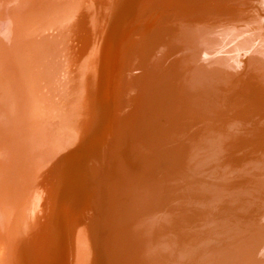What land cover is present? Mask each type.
I'll return each instance as SVG.
<instances>
[{
  "label": "bare ground",
  "instance_id": "bare-ground-1",
  "mask_svg": "<svg viewBox=\"0 0 264 264\" xmlns=\"http://www.w3.org/2000/svg\"><path fill=\"white\" fill-rule=\"evenodd\" d=\"M122 1L124 3L126 0ZM134 1L135 0L132 2L129 1L131 4L125 17L123 15L117 17L108 28L107 26L104 27L105 22H103L104 25L101 23L99 26H103V28H101L103 32L100 31V36L98 35L99 39L95 40L93 38L96 37H92L91 34L93 43L90 41V45H88L89 40L86 41L90 27L87 29V25H84L88 21L84 22L83 25L78 24L80 25V31L84 33H82L83 36L80 35V37L77 36V38H83V40L81 39L82 42L81 40L79 41L81 43L75 42L82 46L78 45L80 49L78 50L77 48V50L75 49L74 51L73 48H70L69 42L73 41L72 39H75V41L78 40L75 38V34L77 33L76 30H78L76 29V15L78 11L80 12V10H84V7H87L88 11H90L89 13L92 14V11L98 6L100 7L105 0H9V3L7 2L4 5L3 1L0 0V106L8 109V113L5 115L0 114V121L3 124L2 126L0 125V130L2 129V132H8L9 136L8 146L0 144V153L2 154L0 155V264H143L141 261L144 260L147 264L146 258L144 256V258L142 257L141 249H139L140 246L145 248L143 238L139 232L142 228L139 227V224L137 227L138 220L141 216L140 213H142L143 216L147 214L151 217V220L146 224V229L147 225L148 230L155 227L152 240L153 243L157 245V252L154 251L153 247L148 248L149 256L153 258L154 264H264V229L261 231L259 229L256 232L251 231V229L254 228H252V226L258 223L256 220L259 219L252 218L253 215H251V217L249 215L248 218V216L245 215L246 213L241 211L240 207L239 212H243L244 215L242 213L241 216L240 213L238 218L240 219L241 217L243 219L242 222L245 226L247 225L248 227L249 224L252 226L250 225L249 227L251 228L248 229V227L247 230L244 228L245 226L237 228L235 226L236 224L230 223L231 221L229 218L231 219L234 217V213L231 214L230 212L237 211L235 207H238L236 205H239L240 200L238 203L236 200L237 198H233L231 196L232 193H229L230 191L227 195L225 192V197L227 196V198L224 197V201L222 200V202H224L223 204L227 201L233 205L232 208L236 210L232 211L231 207H226V209L228 208L229 210L225 211L224 206L227 205V202L225 205H220L218 199H214L215 185L217 183L214 178H221V173L219 171L220 165H213L215 163H212L211 160L214 159L207 158L206 155H211L215 158L217 157L219 148L225 147L224 145L223 147L222 145L219 147L220 144L218 140L221 139L220 137L217 139L219 132L216 131H221V128L219 129L215 126L217 130L214 129V123H216L214 118L216 116L207 119V113H205V118H201V116L197 118L192 117L191 123L194 127V134H189L190 130L185 131L184 129L185 123H183V121L185 119L181 115V106L172 104V106L169 105L167 108L166 104L162 105V99H165L167 102L171 99L173 102L179 92L180 82L177 80L178 76L175 73V69L173 67L169 68L170 65L166 64L167 59L174 54L173 51L176 46H179V41L176 40V42L174 40L177 36L175 32H173L172 26L163 23L167 21L160 20L156 22L160 16L158 14L155 15L154 8L152 10L150 7L149 9H147L148 7L145 9L141 4L133 6ZM193 2L194 0H181V3H186L189 6H192L194 4ZM146 3L142 5H146ZM134 8H137L138 11L134 19L130 18V23H134L140 16L145 19L143 24L138 21L137 34L134 32L136 36L135 38L133 37L135 40L132 38L133 41H130V45L126 49L127 37L131 33V25L129 26L128 18L130 16V10L133 12L135 11ZM179 11L187 13L188 10L180 8ZM89 15L90 14H88V16ZM90 18L93 19V17H89V21L91 20ZM87 19L88 18H86V20ZM160 23L161 27L159 26ZM173 23L174 22H172V25ZM176 30L177 29H175V31ZM104 32L105 36L103 39L101 34ZM107 33H109V36ZM176 33L180 35L179 32L176 31ZM174 35L175 37L173 38ZM51 36L52 38L50 39ZM89 39L91 40V38ZM102 39L105 55H103L104 50L102 51V46H100ZM108 40L113 42L109 49L107 46ZM235 46L234 48H236ZM76 47L77 46H75V48ZM146 52L150 53L149 59H145L144 57ZM51 55L54 57H51ZM48 58L52 60L46 62ZM234 58L235 57H233L232 60ZM232 60L230 59L231 62H233ZM37 64L39 66H37ZM155 66H158L161 70H165L166 79L163 80L167 81V86L164 87L163 93L156 92L155 88L151 86L153 82L152 78L154 77L156 79V76L160 74L156 69L154 76ZM105 67L107 70H111L110 76H106L107 79L104 77V72L106 71V69H104ZM216 68H213V70H218ZM167 70H171V72ZM202 72L203 71H199V94L196 100L192 99V104L196 112L204 115L206 106L204 104L203 91L204 88L207 87V85H204L207 82L204 81L205 79L203 80ZM129 73L131 80H133L130 88L128 87ZM170 73L173 76H171ZM212 73L215 74V72ZM203 74L205 73L203 72ZM120 76L124 78V82H122V80L120 81L122 82V90L120 92L118 87L120 92L119 96L117 95V100L112 103V101H114L112 99L115 98L114 95L116 93V81ZM210 76L213 75L210 74ZM225 78L223 77L224 80ZM71 80H73V85L71 84ZM209 81L208 79V83ZM119 84L116 86H119ZM218 84L220 85V83ZM219 85L217 88L220 87ZM240 85L238 86L239 89ZM37 86H40L41 90L43 89L42 93ZM123 87L130 89L129 92H131V88L132 91L134 89H139L142 97L139 100L136 93L134 94L135 97L130 99L131 103H129V93L126 89H123ZM211 89L213 90V88ZM60 90L65 96L59 111H57L58 121L63 123V126L66 127H63L62 130L60 129L58 132L63 142H65L70 149V160L65 166L69 168V171L65 174L62 170V164H58L59 161L55 160L54 166H56L51 168L52 170L50 169L49 173H47L49 174L50 187L47 186V188H49L48 193L47 190L45 191L46 194L43 192V189H41L43 191H40V187L34 185L36 183L27 187V184L23 185V192H20V200L14 205L16 200L11 203V198L8 197V185H10L8 184V165L12 166V164L16 162L18 154L14 147L20 148L16 141L18 137H21L24 130L20 131L19 125L22 127V123H26L29 132L25 131L27 135L35 141L37 146L42 145L48 140L53 141V139L50 138L51 134H48L45 126L42 125V118H44L45 114H48L43 111V107L47 106L45 101L48 102L50 96L53 97V95H56V92ZM220 92L223 93L224 91L222 90ZM146 93L150 94H147L145 97ZM236 93H239V91ZM241 93L244 92L241 91ZM250 94L248 95L249 97ZM95 97L99 102L98 114H101L102 119L104 117L106 120L108 116L113 114L111 117L114 120L115 126V128L113 127L115 132L112 134L114 140L108 141V139H106L107 137L103 139L96 135L98 114H96L97 112H91V108L94 107H92V105ZM56 98L52 100L54 102L53 108L59 104V100H56ZM77 98H79V102H81L80 107L82 108L81 110L84 111V116L72 117L70 114L72 111H68V108ZM145 98H150L152 100V105L149 107V118L147 122H145L146 128L141 126L143 123L141 118L143 119V116L139 112V107L144 106ZM214 98L215 97H213V99ZM229 98H231V96ZM226 99L228 98L226 97ZM233 99L234 98H232V100ZM190 101V97L188 96V102ZM221 101L223 102L224 100L221 99ZM156 102H158V104ZM209 102H211V100ZM222 102L221 104H223ZM219 103L218 105H220ZM129 104H136V109L135 107L130 109ZM243 104L241 105L242 108H244ZM235 105L236 104H234V106ZM248 105L249 104H247V106ZM222 106L220 105L219 107L222 108ZM251 106L249 105V108ZM56 107L58 108V105ZM219 107L217 108L219 109ZM249 108L247 107L246 109ZM39 109L41 112H39ZM153 110H155L154 112H157V114L153 115ZM222 111L224 112V110ZM246 111L244 112L247 113ZM5 112H7V110L4 111V113ZM223 112L219 114L223 115ZM169 113H171L175 119L171 125L166 116ZM232 113L234 112L232 111ZM239 113L241 114V112ZM245 117L246 116H244V118ZM255 117H257L256 114ZM164 119L166 122L165 128L167 130L162 127ZM220 120L222 121V119ZM159 122H161V127H158ZM246 123L244 124L245 126ZM258 123L260 124V122ZM138 125L144 129L140 128L141 130H139ZM238 125H236L237 128ZM248 126L249 125H247V128ZM253 126L254 125H252V128H254ZM225 127L227 126L225 125ZM73 128L77 129L75 130ZM171 129L172 132H170ZM246 129L243 131L245 132ZM225 130H223V132H225ZM165 132L169 133L168 138ZM0 135L2 136V134ZM1 136L0 142L1 139H4ZM155 139L160 140L155 142ZM239 139L241 140V138ZM105 140L107 142H105ZM180 140L183 141L184 146L188 150L184 148L179 153L184 159H187V162L191 166V171L188 174L185 173L184 169L176 167V163L172 165L169 162V152L176 153V150L180 149L178 143ZM168 141L170 143L169 145ZM109 142H112L110 147L108 146ZM118 143L125 145L127 150L128 148L132 149L133 155L129 159H141H139L140 161L137 160V167H132L130 165L129 167L128 165L126 166L123 159L128 155H122V152L118 151L121 147H119ZM241 146H243V144ZM153 147L156 148L155 152L159 154V158L165 161L164 164L162 160H158L160 164L156 163L152 160V158L154 159L155 157L149 154L147 157L145 155L143 156L142 153L146 154L149 151L152 153L151 150H154ZM233 149L234 151L236 150L235 148ZM237 150L236 152H238ZM233 153L232 155L235 154ZM112 154H114V158H116L114 160L116 161L111 159L113 158ZM261 154L259 157L263 158ZM226 156L231 155L229 154ZM254 158L248 160L242 167L235 168V166L231 164V173L229 172V174L227 162L224 167L225 172H222L226 176L234 175L236 178H238L237 174L250 177V181L252 182L250 184H253L255 187L253 189L254 191L251 189L250 191L247 190V192L251 194L250 197H253L255 194L260 196V194L264 192V160L260 159L254 162V160L256 161ZM225 159L227 160L226 157ZM216 160L218 159L216 158ZM229 162H231V160ZM210 163H212V168L208 167ZM14 166H12V168ZM20 166L24 169H31L29 163L24 165L22 162ZM24 177L25 176L22 178ZM146 178H148L147 181ZM226 178V180H223L224 182L229 179L233 181L236 180L234 177L229 179L228 177ZM133 179L135 184L129 189L128 184L131 183ZM22 181L24 182V180ZM54 183H56L55 186ZM230 183L232 184V182ZM234 183L235 187L237 186L236 188L242 189L247 187L246 183L248 184L249 180L243 184L246 187L241 186L242 182L238 184L237 182ZM225 186L227 187V184ZM25 187L27 189H24ZM226 187H224V189ZM232 187L233 186H231V188ZM221 188H223V186ZM231 191L233 192L234 189ZM171 194L173 197L170 196ZM143 195L144 204L140 207V211L138 210V212L135 211L134 213L131 206L132 202H134V200L137 201ZM125 196L127 200L123 199ZM258 201L261 202V200ZM241 204V206L244 207L248 203H245L243 200ZM258 204L261 206V203H257L255 206ZM249 206L250 205H248L247 208H249ZM250 209L253 211L252 207ZM258 209L259 207L257 210ZM251 210L250 212H252ZM14 211L19 216L17 220H14L12 217ZM119 211L122 213L117 216L115 213L118 214ZM255 211L256 210L253 212L255 213ZM263 211L264 210H262V212ZM238 213L236 212V217ZM256 213L258 212L256 211ZM114 214L115 216L112 217L111 215ZM78 215L80 218L79 222L75 221ZM205 217L208 218H206V221L203 220ZM238 218L236 219L237 221ZM263 218L260 220L264 221ZM161 222L163 223V227L160 225ZM238 222L242 224L241 221ZM156 226L161 227V229ZM84 230L87 235L85 239L86 246L83 245L84 242L82 239L85 237ZM241 232L244 233L241 234ZM239 234L241 235L238 236ZM28 235L32 238L30 239ZM136 244L138 252L136 250ZM143 250L147 251V249ZM156 257L159 259L158 262L155 261Z\"/></svg>",
  "mask_w": 264,
  "mask_h": 264
},
{
  "label": "rangeland",
  "instance_id": "rangeland-1",
  "mask_svg": "<svg viewBox=\"0 0 264 264\" xmlns=\"http://www.w3.org/2000/svg\"><path fill=\"white\" fill-rule=\"evenodd\" d=\"M2 1H3V5L6 4L7 2L9 3V0H2ZM129 1L132 2L133 0H126L124 3H123L122 0H105V2H103L104 4L102 3L100 7L98 6L99 8L97 7L95 10L92 11V14L94 13L93 16H92L91 13H89L90 11H88L87 7H84V10H80V12L78 11V14L76 15V19H77V28L76 29H78V30H76V32H77L75 34L76 36L74 35L75 38H77V36L80 37V35L83 36L82 33H84L82 31H80V27H79L80 25H78V24H82L83 25L84 22L88 21L87 23H89V24H87V23L84 24V25H87V29H88V27H90L89 30H88L89 31L88 32L89 35L87 34V37H86L87 38L86 41L89 40L88 41V45L91 44L90 41L92 42L93 39L94 40L95 39H99L98 35L100 36V31H102L101 28H103V26L101 27L99 25L101 23H102V25H104L103 22H105L104 27L107 26V28H108V26L110 27V25L115 21V19L117 17H119L121 15H123L125 17V14H126V12L128 13L129 7H130V4H131V2L129 3ZM146 1H147V3H146ZM245 1H247V2H245ZM121 2L123 3V5H122ZM143 2L146 3L147 6L146 5H142V4H144ZM193 3L194 4L192 6H189L186 3H181V0H152V1L151 0H149V1L148 0H145V1H143V0H135L134 3H133V6L141 4V6L144 7L145 9L147 7H148L147 9H149V7H150L151 10L154 8L153 10L155 11L154 12L155 15L158 14L160 16L157 19L156 22H158L160 20L167 21L166 23L165 22H163V23L167 24L169 26H172L171 28H173L174 31L172 29L171 30L173 32H175V35L177 36V37H175V35H174L173 38L175 37L176 39H174V40L175 41L176 40L179 41V46H178L179 48L176 46L175 50L173 51L174 54L167 59L166 64L170 65L169 68L173 67L175 69V73L178 76L177 80L180 82L181 86L179 84V92H178V95L176 96V98L174 99V101L172 102L171 99H170L167 102V101H165V99H162V101H161L162 105L166 104L167 108H168L169 105L172 106V104L181 106V109H182L181 115L185 119L183 121V123H185L184 129H185V131L186 130H188V131L190 130L189 134H194V131H193L194 127H193V125L191 123V118L192 117H196L197 118L198 116H201V118H205L207 116L206 117L207 119H209L210 117H213V116L214 117L215 116L218 117V118H216V117L214 118L213 117L215 122H216V123H214V129L217 130L216 127H218L219 129L221 128V131L219 129H218L219 131H216V132H219V133L221 132L220 134L218 133L217 139H219V137L221 139V140H218L219 144H220L219 147L221 145H222V147H223V145L225 147H223V148L220 147L219 148L217 157H215V158L213 156H211V155H206L207 158H211V159H214L216 161L215 162L214 160H211L212 163H215L213 165H218V166L220 165L219 166L220 167L219 171L221 173V178H219V179H215L214 178V180L217 182L216 185H215L216 188H215V191H214L215 192V198L214 199L217 198L218 201H219V204L222 205L224 203V202H222V200L224 201L225 192H226V195H227V193L230 191L229 193H232L231 196L233 198H235V199L237 198L236 200H237L238 203H239V200H240V203H239L240 206L236 205V206H238V207H235L236 210H237L236 211L235 208H232L233 205H231L229 202L226 201L227 205L229 203L230 206L229 205L228 206L227 205L224 206L225 207L224 208L225 211L229 210L228 208L226 209V207H229V208L231 207L232 211L235 210L237 213L241 209V211L246 213L245 215L248 216V218H249V215H250V217H251V215H253L252 218L260 220V219H262L264 217V213H263L264 211L262 212V210H264L263 209L264 208V192L262 194H260V196H257L258 194L256 195L255 193L252 192L255 195H253V197H250L251 194L249 192H247V190L250 191V189H251L252 191H254L253 189L255 188L253 184H250V183H252L250 181V177H248V176H246V177L245 176H240L239 174H237L238 178H236L234 175L233 176L232 175L226 176L222 172H225V168L224 167L226 166L225 164L227 162H228L227 163V167L229 166L228 167V174H229V172L231 173V171H230L231 170V168H230L231 164H232V166H235V168H238V167H242V165L244 163H246L250 159H253L254 157H256V158H254V159H256V161L254 160V162H257L260 159L264 160V124H262V123H264V11H263L264 10V7H263L264 6V0H250V1L249 0H194ZM102 7L103 8L105 7L104 10H103ZM180 8L188 10L187 13H182L181 11H179ZM134 9H135V11H133V12H132V10H130V16L128 18L129 26L131 25V33L127 37L126 49L130 45L129 44L130 41L131 40L133 41V39L135 38V36L137 34L136 30H137V26L139 25L138 21H140L139 23L142 22V24H143V21L145 19V18H142L140 16L139 18H137V20L134 23H130V18L134 19L135 14L138 11L137 8H134ZM176 9H178V10H176ZM102 10H103V12H102ZM255 11H256V13H255ZM170 12H171V14H170ZM88 14H90V15L88 16ZM86 15H87V17H86ZM131 15H132V17H131ZM169 16H171V17H169ZM80 17H81V19H80ZM89 17H93V19L96 22L92 18H90L91 19L90 20L91 23H90ZM86 18H88V19L86 20ZM79 19H80V21H79ZM138 19H140V20H138ZM172 22H174L173 25H172ZM132 24H133V26H132ZM160 25H161V23L159 24V26ZM178 25H179V27H178ZM154 26H157V25H154ZM99 27H100V30H99ZM91 29H92V31H91ZM175 29H177L176 31L179 32L180 35H178V33H176ZM134 32H136V34ZM91 34H92V37L95 36L96 38L92 39ZM101 35L103 36L102 38L104 39L105 32L102 33ZM107 35L109 36V33H107ZM88 36H90V37H88ZM79 37L77 38L78 40L75 41V39H72L73 41L69 42L70 44L72 43L71 45L69 44V46H70L71 49L73 48L74 51H75V49L77 50V48H78V50L80 49V47H78L79 44H76V43H81L83 38H81L82 39L81 40V39H79ZM51 38H52V36L50 37V39ZM89 38H91V40ZM103 39H102L101 45H100V46H102V51L104 50V48H103V46H104L103 45ZM80 40H81V42H79ZM73 42L74 43L76 42L75 43L76 45ZM33 43H34V41H33ZM73 44H74V46H73ZM108 44H107V46H108V49H109V48H111L110 46H112L113 42L109 41ZM75 46H77V47L75 48ZM79 46H82V45L80 44ZM234 46L236 48H234ZM105 54L106 53H105V50H104L103 55H105ZM249 55H251V56H249ZM262 56H263V58H262ZM51 57H54V56L51 55ZM144 57H145V59H149L150 53L146 52L144 54ZM233 57H235V58L232 60ZM230 59L233 62H231ZM49 60H52V59L48 58L46 62H48ZM220 60H222V61H220ZM219 63H220V65H219ZM221 64H222V66H221ZM37 66H39V65L37 64ZM213 68L214 69L216 68L218 70L214 71ZM104 69H106V67ZM156 69L160 72V74L156 76V79L154 77L152 78L153 82H152L151 86L153 88H155L156 92L163 93L164 92L163 91L164 87L167 86V81L163 80V79H166L165 73H164L165 70H163V69L161 70L158 66H155L154 76H155ZM207 69L208 70L210 69V70L208 71ZM158 71H157V73H158ZM167 71H169V70H167ZM199 71H203L205 73V74H203V72H202V77H203V80L205 79L204 81L207 82L206 84H204V85H207V87L204 88V91L202 89V91L204 93L203 94L204 95L203 96L204 97V101H205L204 104L206 106V110L204 111V115L196 112V110H195V108H194V106L192 104V99L196 100V97L199 94ZM0 72H1V70H0ZM169 72H171V70ZM212 72H215V74L217 73L218 75L221 74L220 75L221 78H220V76H218L217 74H216L217 75L216 76ZM218 72H220V73H218ZM104 73H105L104 77L107 79L106 76H108V77L110 76L111 70H107L106 69V71ZM207 74H208V76H207ZM210 74H212L213 76L215 75V76L214 77L210 76ZM170 75L173 76L171 73H170ZM122 76H123V74H122ZM128 77H129V85H128V87L130 88L132 86V82H133V80H131V78H130V73L128 74ZM216 77H217V80H216ZM223 77L224 78L226 77L225 78L226 81L223 79ZM208 79L210 80L209 83H208ZM121 80H122V82H124V78L120 76L118 78V80L116 81V85H118L119 83L120 84H119V86L115 85V92L116 93L114 95L115 98L113 97L114 99H112V100H114V101H112V103L115 102V100H117L116 98H118L119 93L122 90V85H121L122 82H120ZM222 80H224V81H222ZM234 80L238 83V85H237V83ZM72 81L73 80H71V84L73 85ZM211 81H212V83H211ZM216 81H217V83H216ZM224 82H226L227 85ZM240 82H241V85H240ZM218 83H220V85ZM221 83H222V85H221ZM183 85H184V87H183ZM218 85L220 86L218 88H220L221 90L217 88ZM239 85H240V89L241 90L238 88ZM233 86H234V88H233ZM37 87H38V89H40V91L42 93L43 89L41 90L40 86H37ZM118 87H119L120 92L118 90ZM244 87L247 89L248 92L246 91V89ZM208 88H209V91H208ZM211 88H213V90ZM229 88L230 89L233 88V89L231 91H229L230 90ZM123 89H126L127 92L129 93V95H128L129 103H131L130 99L132 97H135L134 94H136V93H137V97H138L139 100L142 97V94L139 91V89H134L132 91V88H131V92H129L130 89H127V87L126 88L123 87ZM219 90L220 91L223 90L224 92L222 93ZM233 90L235 91V93L238 92V91H239V93H241V91H242L244 93H241V94H243L245 97L247 95V97L245 98L243 95H241L239 93L235 94ZM230 92L233 95H231ZM60 93H61V90L56 92L57 96L53 95L54 98L52 96H50L49 101L48 102L45 101L47 106L43 107V111L48 113V114L47 115L45 114L44 118H42V121H43L42 125L45 126V128L47 130V133L51 134L50 138H52L53 141L52 140H48V141L44 142L42 145H38L37 146L35 141H33L32 138H30L27 135V133H26V131L29 132V129H28L26 123L25 124L22 123V127L19 125L20 131L24 130V132L21 135V137H18V139L16 141V143L19 145L20 148L14 147L15 150H17V154H18L17 157H16V162H15V164H17V165L12 164V166L15 165L13 168H12V166L8 165V184H10V185H8V197L11 198V200L9 199L11 201V203L14 202V200H16L14 202V205L16 203H18L19 200H20L19 197H20V194H21L20 192L21 191L23 192V185L27 184L26 185V187H27L29 185L32 186L31 184L36 183L34 185H38L40 187V191L44 190L43 192H45L47 190V193H48L50 187H49V177H48L49 174H47V173H49V170L51 168L56 166V165L54 166V164L56 162L55 160L59 161V163L57 162L58 164H60V165L62 164V170H63V172L65 174H67L68 171H69V168H66L65 166H66V163H68V161L70 160V156H71L70 149H69V146L65 142H63V140L60 137V134L58 132L60 129L62 130L63 127H66V126H63L64 125L63 123H60V121H58L59 119H58L57 111H59V108H60V106L62 104V101H63V98L65 96V95H63L64 93H61V94ZM150 93H146L145 97H146L147 94H150ZM215 93H217V94H215ZM249 94H250V97L248 96ZM139 95H141V96H139ZM187 95L190 97V100H191L190 102H188V96ZM218 95L220 97H222V98H220ZM229 95L231 96V98H229L230 97ZM213 97H215L214 98L215 100L213 99ZM226 97L228 99H226ZM236 97H238V98H236ZM55 98H56V100H59V104H57L58 108L56 107L57 105L53 108V103L54 102L52 100L55 99ZM217 98H219V99H217ZM232 98H234V99L232 100ZM94 99L95 100H94L93 105H92V107L94 106L93 107L94 109L91 108L92 109L91 112L92 113L93 112L94 113L97 112L96 114H98V109H99V104L98 103L99 102H98L96 97ZM221 99L224 100V101L222 102ZM250 99H252V100H250ZM210 100H211V102H209ZM79 101H80L79 98H77L75 101H73L74 103L72 105H70L69 108H68V111L69 110L72 111L70 113L72 115V117L84 116L83 115L84 111L81 110L82 109L80 107V105H81L80 103L81 102H79ZM249 101H251V102H249ZM221 102L224 105L221 104ZM245 102H247V103H245ZM156 103L158 104V102H156ZM218 103L221 106L223 105L222 108L219 107L220 105H218ZM233 103L236 104V105L234 106ZM243 103H245V104H243ZM242 104H243L244 108L245 107L249 108V105L250 106L252 105L250 107L251 110H250V108L249 109L242 108V106H241ZM247 104H249V105L247 106ZM150 105H152V100L150 98H145L144 106L143 107H141V106L139 107V110H140L139 112L143 116V119L141 118L142 116L139 117V118H141V120L143 121L141 126H144V128H146V126H145L146 123L145 122H147V120L149 118L148 116H149V112H150L149 111ZM216 106L219 107V109ZM76 107H77V109H76ZM129 107H130V109L132 107H135V109H136V104H134V105L129 104ZM55 108H56V110H55ZM5 109L7 110V112L4 113V111H6ZM231 109H234V110H231ZM48 110H49V112H48ZM222 110H224V112ZM154 111L155 110H153V115L157 114V112H154ZM221 111L223 112V115H221L222 114ZM232 111L234 113L235 112L236 113L234 114V113H232ZM244 111H246L247 113H245ZM39 112H41L40 109H39ZM216 112H218V113H216ZM239 112H241V114ZM249 112H251V113H249ZM6 113H8V109L6 107L3 108V107L0 106V114L5 115ZM205 113H207L206 116H205ZM219 113H221V114H219ZM229 113H231V114H229ZM243 113H245V114L242 115ZM254 113L256 114V116L258 118L255 117ZM224 114H225L226 117L224 116ZM249 114H251V115H249ZM230 115H234L235 117L234 116H230ZM111 116H108V118L105 120L104 117H103V119L101 118V114L100 113L97 115V125L98 126H97V129H96V135L98 137H102L103 139L107 137L106 139H108V141L114 140L112 134L115 132L114 120L112 119ZM166 116H167L168 121H169V123L171 125V123L175 121L174 116L171 113L167 114ZM220 116H222V117H220ZM244 116H246L245 118H246L247 121L245 120ZM109 117H111V118H109ZM231 117H232V119H231ZM253 117H254V119H253ZM220 119H222V121ZM225 119H227V120H225ZM6 121L8 122L7 119H6ZM222 122H224V123H222ZM240 122L243 123V124H241ZM258 122H260V124ZM57 123H59V124H57ZM160 123L161 122H159V125L157 123L158 127H161ZM217 123H218V125H217ZM236 123H238L239 125L236 124ZM245 123H246V126L244 125ZM7 124H4V125H7ZM0 125L1 126L3 125L1 121H0ZM165 125H166V122H165V119H164L162 127L165 130H167L165 128ZM225 125L227 127H225ZM236 125H238L239 129L237 128ZM247 125H249L248 128H247ZM252 125H254L253 126L254 128H252ZM141 126L138 125V127H139L138 129L139 130H141L143 128V127L141 128ZM225 128L228 131H226ZM243 128L246 129L245 132L243 131V130H245ZM249 128H251V129H249ZM73 129L76 130L77 128H73ZM230 129H233V130H230ZM236 129H237V131H236ZM223 130H225V132H223ZM256 130H257V132H256ZM2 131L3 130L1 129L0 130V132H1L0 134H2V136L1 135L0 136L2 138H4V139H1L0 144L8 146V137H9L8 136V132H2ZM231 131H233V132H231ZM170 132H172V129L170 130ZM236 132H237V135L239 133V135H238L239 137L236 135ZM103 133H105V134H103ZM165 133H166V136L168 138L169 133L168 132H165ZM240 133H243V134H240ZM244 133H246V134H244ZM254 133H256V134H254ZM224 135L227 136V137H225ZM248 136L250 137V139H249ZM155 138H156V135H155ZM239 138H241V140ZM12 139L14 140L13 137H12ZM159 140L160 139H158V140L155 139V142H157ZM223 140L226 141V142H224ZM243 140H244V142H243ZM233 141H239V142H233ZM105 142H107V141L105 140ZM112 142L108 143L109 147L112 145L111 144ZM227 142H228V145H227ZM178 143H179L180 149L176 150V153L169 152V162L172 165H173V163H176V167H180V168L184 169L185 173L188 174L191 171V166L187 162V159H184L181 155H179L181 150H183L186 147L184 146V143H183L182 140H180ZM236 143H238V144H236ZM240 143H241V145L243 144V146H241ZM257 143H259V144H257ZM169 144L170 143L168 141V145ZM119 147L122 148V149H120V148L118 149L119 152H122V155H124V154H126V156L128 155L126 157L127 159L126 158L123 159V161H125L124 163L126 164V166L128 165V167H129V165H130L132 167H135V166L137 167L136 162L140 158H138V159L135 158L133 160H131L132 158L129 159L133 155V151H131L132 149L128 148V150L131 152L130 153L127 150L125 145L119 144ZM231 147H232V149L233 148H235L236 150L238 149L237 150L238 152H236V150L234 151V149L232 151ZM238 147L240 148V151H239ZM251 147H252V149H251ZM227 149H229L231 151V153ZM186 150H187V148H186ZM224 150H225L226 154H225ZM244 150H246V151H244ZM151 151H152V153L149 151L146 154L145 153H142V154H143V156L145 155L146 157L149 156V155L152 156V157H155L154 159L152 158V160L155 161L158 164H160V161L162 160V163L164 164L165 161L162 158L160 159L159 158V154L157 152H155L156 148H154V150H151ZM243 151H244V153H243ZM233 152L234 153L236 152V153L234 154ZM155 153H157V154H155ZM228 153L231 156H226V155H229ZM232 153L234 155H232ZM135 154H136V152H135ZM260 154H261V157H263V158L259 157ZM0 155H2V154L0 153ZM112 156H113V158H111V159H113V161H116V160H114V159H116V158H114L115 157L114 154H112ZM119 156H120V154H119ZM225 157L227 158V160L225 159ZM216 158L218 160H216ZM238 159H240V160H238ZM158 160H160V161H158ZM230 160H231V162H229ZM14 161H15V159H14ZM232 161H234V162H232ZM22 162H23L24 165L29 163L31 169L29 170V168L28 169L21 168L20 165H21ZM212 163H210L208 165L209 168H212V166H211ZM114 165H116V164H114ZM15 173H16V175H15ZM22 174H23V176H25L24 178H22L23 177ZM225 176L228 177V179L234 177L236 180L233 181L232 179L231 180L229 179L228 181L224 182L223 180L226 178ZM222 177H223V179H222ZM20 178L22 180H24V182ZM148 178H149V176H148ZM148 178H146V181L148 180ZM248 180H249V183L247 184L246 182H248ZM13 181H14V183H13ZM21 181H22L23 184L21 183ZM230 182H232V184ZM234 182H237V184L242 182L241 186L242 187H246L247 186V187L246 188H242V189H238V188H236L237 186L235 187V183ZM244 183H246V186L243 185ZM55 184L56 183H54V186H55ZM134 184H135V181L133 179V181L128 184L129 189H131ZM226 184H227V187L225 186ZM228 184H229V186H228ZM21 185H22V187H21ZM248 185L251 188H249ZM252 185H253V187H252ZM47 186L49 188H47ZM220 186L221 187L223 186V188H221ZM231 186H233V187L231 188ZM26 187L24 189H27ZM224 187H226V188L229 187V188L228 189H226V188L224 189ZM12 188H14V189H12ZM21 188H22V190H21ZM220 188H221V190H220ZM41 189H43V190H41ZM232 189H234L233 192L231 191ZM217 190H218V192H217ZM238 191H239V193H238ZM242 191H244V192H242ZM45 194H46V192H45ZM234 195H235V197H234ZM170 196H172V194ZM143 197H144V195L141 196L137 201L134 200V202H132L131 206H132V209H133L134 213H135V211L136 212H138V210L140 211V207L144 204ZM225 198H227V196ZM123 199L127 200V197L125 196V197H123ZM243 200L245 201V203H248L244 207L241 206L242 205L241 203H242ZM258 200H261V202H259ZM252 201H253V203H252ZM226 202H225V204H226ZM257 203H261L260 204L261 206H259V204L255 206V204H257ZM225 204H223V205H225ZM248 205H250L249 208H247ZM251 207H252L253 211L256 210L258 213H256V211L254 213L250 209ZM258 207H259V209H258L259 211L257 210ZM250 210L253 212V214H252V212H250ZM16 212H17V210H16ZM16 212L15 211L13 212L14 215L12 217H13L14 220H17L18 217H19ZM119 212H118V214L117 213H115V214L117 216L121 215L122 212L121 211H119ZM236 212H234V211L230 212L231 214L234 213L233 214L234 217L232 216L233 218H231V219L229 218V220L231 221V222L230 221L229 222L231 224H236L235 226L237 228L245 226V224L242 222L243 219L241 217H240V219L238 218L239 214L241 213L240 215L242 216L243 212H239L237 214V217L235 215ZM259 212H260V214L262 216L259 214ZM244 213H243V215H244ZM115 214L111 215V216L113 217V216H115ZM140 215L141 216H140V218L138 220L137 227H138V224H139V227L142 228L141 231H139V232H140V234H141V236L143 238V243L145 244V248L140 246L139 249H141L142 257L144 256L146 258L147 264H154L153 258L151 256H149L148 248L153 247L154 251L157 252V245L155 243H153V240H152L153 239L152 235L155 233V231H154L155 227L152 228L151 230H148V225H147V229H146V224L149 222V220H151V217H149L147 214L143 216L142 213H140ZM207 217H205L203 220L206 221L208 219ZM235 217H236V219L238 218V221H241L242 224H240L235 219ZM152 218H153V216H152ZM79 219L80 218H79V215H78V216H76L75 221L79 222ZM259 220H256V222H258V223L255 224V226H252L251 224L248 225V227L250 225L252 226V228L254 227L253 229H251L252 232H256L259 229H260V231L262 229H264V224H263L264 221H262V220L259 221ZM263 220H264V218H263ZM72 224H74V223H72ZM160 225L163 227V223L162 222L160 223ZM0 227H1V222H0ZM156 227L161 229V227H159V226H156ZM248 227L246 225L244 228L247 230ZM250 228L251 227H249L248 229H250ZM256 228H258V229H256ZM85 233H86V231L84 230V234ZM243 233L244 232H241V234H243ZM241 234H239L238 236H240ZM86 236L87 235L85 234V237L82 238L83 242H84L83 243L84 246H86V244H85ZM28 237L30 239L32 238L30 235H28ZM137 249H138V247H137V244H136V250ZM143 249H147V251L146 250L144 251ZM137 252H138V250H137ZM43 256H42V258H43ZM42 260H45V259H42ZM155 261L158 262L159 259L156 257ZM141 262L143 264H146L145 260L141 261Z\"/></svg>",
  "mask_w": 264,
  "mask_h": 264
}]
</instances>
